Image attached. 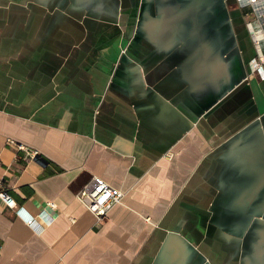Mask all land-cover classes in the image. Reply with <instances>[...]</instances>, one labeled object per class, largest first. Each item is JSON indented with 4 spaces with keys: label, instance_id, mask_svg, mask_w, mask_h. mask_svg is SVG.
<instances>
[{
    "label": "crops",
    "instance_id": "obj_1",
    "mask_svg": "<svg viewBox=\"0 0 264 264\" xmlns=\"http://www.w3.org/2000/svg\"><path fill=\"white\" fill-rule=\"evenodd\" d=\"M260 29L233 0H0V264H264ZM93 176L125 192L103 222Z\"/></svg>",
    "mask_w": 264,
    "mask_h": 264
},
{
    "label": "built area",
    "instance_id": "obj_2",
    "mask_svg": "<svg viewBox=\"0 0 264 264\" xmlns=\"http://www.w3.org/2000/svg\"><path fill=\"white\" fill-rule=\"evenodd\" d=\"M239 6L245 11V15L253 17L258 20L261 29L255 37V45L257 47L258 55L250 62L252 73L256 74L258 78L264 80V49L260 48V44L264 41V0H236ZM251 28V22H248ZM252 29V28H251ZM13 141V140H9ZM20 151H25L29 157L37 159L40 157L39 150L31 149L25 145H17ZM125 196V192L120 190L115 185L109 183L101 176H93L83 187L77 192L76 197L83 206H86L96 217L97 221L103 222L111 210L119 203L122 202ZM0 204L5 208H13L18 215H22L24 208L20 207L15 198L9 190L3 186H0ZM48 207L54 208L56 205L54 202H48ZM40 218L47 224H51L53 218L47 216L44 210L40 213ZM26 223L37 227V219L33 216H28ZM1 250V242H0Z\"/></svg>",
    "mask_w": 264,
    "mask_h": 264
},
{
    "label": "flooded vegetation",
    "instance_id": "obj_3",
    "mask_svg": "<svg viewBox=\"0 0 264 264\" xmlns=\"http://www.w3.org/2000/svg\"><path fill=\"white\" fill-rule=\"evenodd\" d=\"M233 2H234V4H235L236 6L241 7V6H239V4L237 3L236 0H233ZM243 11H244V10H243ZM248 26H249V25H248Z\"/></svg>",
    "mask_w": 264,
    "mask_h": 264
}]
</instances>
